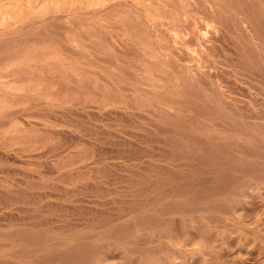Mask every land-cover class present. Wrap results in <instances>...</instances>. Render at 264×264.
<instances>
[{"label": "rangeland", "instance_id": "374dc122", "mask_svg": "<svg viewBox=\"0 0 264 264\" xmlns=\"http://www.w3.org/2000/svg\"><path fill=\"white\" fill-rule=\"evenodd\" d=\"M80 1L0 0V264H264V0Z\"/></svg>", "mask_w": 264, "mask_h": 264}, {"label": "bare ground", "instance_id": "6f19581e", "mask_svg": "<svg viewBox=\"0 0 264 264\" xmlns=\"http://www.w3.org/2000/svg\"><path fill=\"white\" fill-rule=\"evenodd\" d=\"M81 1H82V0H81ZM81 1H80V2H81ZM108 1H109V0H108ZM188 1H189V0H188ZM188 1H187V2H188ZM162 2H163V1H162ZM165 2H166V1H165ZM165 2H164V3H165ZM89 3H90V2H89ZM105 3H106V2H105ZM150 3H151V2H150ZM152 3H153V2H152ZM81 4H82V3H81ZM81 4H80V5H81ZM98 4H99V3H98ZM153 4H154V3H153ZM162 4H163V3H162ZM87 5H88V4H87ZM156 5H157V4H156ZM164 5H165V4H164ZM167 5H170V4H167ZM95 6H96V5H95ZM95 6H94V7H95ZM97 6H98V5H97ZM160 6H161V5H160ZM160 6H159V7H160ZM171 6H172V5H171ZM153 7H155V8H152V9H156V6H155V5H154ZM159 7H157V8H159ZM166 7H167V6H166ZM174 7H175V6H174ZM176 7H177V6H176ZM179 7H181V6H179ZM84 8H85V6L83 7V9H84ZM145 9H146V8H145ZM145 9L143 8L144 11H145ZM161 9H162V8H161ZM171 9H172V8H171ZM143 10H141V11H143ZM146 10H147V9H146ZM172 10H175V8L172 9ZM216 11H217V10H216ZM96 12H97V11H96ZM159 12H160V11H159ZM167 12H168V11H167ZM169 12H170V10H169ZM176 12H177V11H176ZM121 13H122V12H121ZM146 13H147V11H146ZM151 14H152V13H151ZM153 14H155V12H153ZM156 14H157V11H156ZM169 15H170V14H169ZM172 15H173V13H172ZM177 15H179V14H177ZM180 15H182V14H180ZM151 16H152V15H151ZM166 16L168 17L167 14H166ZM182 16H183V15H182ZM127 17H130V16H127ZM167 17H166V18H167ZM171 17H172V16L170 15V18H171ZM178 17H179V16H178ZM180 17H181V16H180ZM122 18H123V17H122ZM174 18H175V17H174ZM126 19H127V18H126ZM130 19H131V17H130ZM130 19H129V20H130ZM167 20H169V19L167 18ZM172 20H173V19H172ZM170 21H171V19H170ZM104 22H105V21H104ZM123 23H124V21H123ZM129 23H130V22H129ZM166 23H167V22H166ZM171 23H172V21H171ZM174 23H175V22H174ZM219 23H220V22H219ZM245 23H246V22H245ZM182 24H183V23H182ZM247 24H248V23H247ZM154 25H155V24H154ZM166 25H167V24H166ZM131 26H132V25H131ZM156 26H157V25H156ZM156 26H155V28H156ZM167 26H169V25H167ZM172 26H173V24H172ZM173 27H174V26H173ZM173 27H172V28H173ZM106 28H107V27H106ZM115 28H116V27H115ZM118 28H119V26H118ZM158 28H159V26H158ZM158 28H157V29H158ZM85 29H86V28H85ZM122 29H123V28H122ZM169 29L172 30L171 27H170ZM89 30H90V29H89ZM128 30H129V29H128ZM146 30H147V29H146ZM249 30H250V29H249ZM97 32H98V31H97ZM163 33H164V32H163ZM97 35H98V34H97ZM102 35H103V34H102ZM118 36H120V35H118ZM112 37L115 38V36H112ZM120 37L123 38V36H120ZM217 37H218V36H217ZM98 38H99V37H98ZM114 38H113V39H114ZM252 38H254V37H252ZM36 39H37V38H36ZM40 40H41V39H40ZM122 40H123V39H122ZM45 41H47V40H45ZM105 41H107V40L105 39ZM123 41H126V39L123 40ZM128 41H129V40H128ZM36 42H38V41H36ZM115 42H116V41H115ZM39 43H42V41L39 42ZM118 43H120V42H118ZM125 43H126V42H125ZM42 44H43V43H42ZM129 44H130V43H129ZM150 45H151V49H152V44H150ZM123 46H125V45L123 44ZM123 46H122V48H123ZM146 46H147V45H146ZM166 47H167V46H166ZM91 48H92V47H91ZM124 48H125V47H124ZM153 48H154V47H153ZM86 49H87V47H86ZM131 49L133 50L132 47H131ZM149 49H150V48H149ZM151 49H150V50H151ZM94 50H95V49H94ZM127 50H128V49H127ZM167 50H168V49H167ZM123 51H124V50H123ZM125 51H126V50H125ZM149 52H150V51H149ZM151 52H152V51H151ZM128 53H129V52H128ZM172 53H173V52H172ZM130 54H131V53H130ZM128 55H129V54H128ZM251 57H252V56H251ZM261 57H262V56H261ZM174 61H175V60H174ZM97 76H98V75H97ZM111 76H112V74H111ZM130 76H131V75H130ZM114 77H115V76H114ZM99 78H101V77H99ZM103 80H104V79H103ZM114 81H116V79H115ZM121 81H122V80H121ZM104 82H107V81L104 80ZM117 82H119V81H117ZM96 83H97V82H96ZM107 83H108V82H107ZM121 83H122V82H121ZM175 84H176V83H175ZM111 86H112V85H111ZM101 88H104V87H101ZM107 88H109V87H107ZM111 88H112V87H111ZM109 89H110V88H109ZM109 89H108V90H109ZM112 89H113V88H112ZM121 89H122V88H121ZM126 89H127V88H126ZM113 90H114V89H113ZM123 90H125V89H123ZM131 90H132V89H131ZM134 90H135V89H134ZM137 90H138V89H137ZM143 95H144V94H143ZM128 96H129V95H128ZM130 96H131V95H130ZM144 96H145V95H144ZM130 98H131V97H130ZM146 105H147V104H146ZM148 106H149V105H148ZM150 111H151V110H150ZM173 115H174V114H173ZM230 140H231V139H230ZM19 240H20V238H19ZM34 241H35V240H34ZM30 243H31V242H30ZM37 244H38V243H37ZM40 244H41V243H40ZM40 244H39V245H40ZM84 246H85V245H84ZM34 247H35V246H34ZM86 248H87V247H86ZM80 249H81V247H80ZM29 250H30V249H29ZM59 250H60V249H59ZM54 251H55V250H54ZM83 251H84V250H83ZM90 251H91V250H90ZM90 251H89V252H90ZM60 252H61V251H60ZM68 252H69V251H68ZM78 252H79V251H78ZM61 253H63V251H62ZM73 253H74V252H73ZM73 253H72V255H73ZM83 253H84V252H83ZM86 253H87V252H86ZM46 254H47V253H46ZM56 254H57V253H56ZM59 254H60V253H59ZM59 254H57V255H59ZM70 255H71V253H70ZM79 255H80V254H79ZM82 255H83V254H82ZM61 256H62V255H61ZM64 256H65V254H64ZM75 256H76V255H75ZM68 257H69V256H68ZM71 257H72V256H71ZM60 258H61V257H60ZM60 258H59V259H60ZM63 258H65V257H63ZM79 258H80V256H79ZM65 259H67V257H66ZM65 259H64V260H65ZM68 259H70V258H68ZM68 259H67V260H68ZM82 259H83V258H82ZM72 260H73V259H72ZM62 261H63V260H62ZM69 261H70V260H69ZM75 261H76V260H75ZM63 262H64V261H63ZM66 262H67V261H66ZM73 262H74V261H73ZM76 264H77V263H76Z\"/></svg>", "mask_w": 264, "mask_h": 264}]
</instances>
